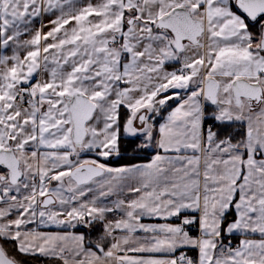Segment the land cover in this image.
<instances>
[{"label":"snow or ice","instance_id":"1","mask_svg":"<svg viewBox=\"0 0 264 264\" xmlns=\"http://www.w3.org/2000/svg\"><path fill=\"white\" fill-rule=\"evenodd\" d=\"M41 260L264 264V0H0V264Z\"/></svg>","mask_w":264,"mask_h":264},{"label":"trees","instance_id":"2","mask_svg":"<svg viewBox=\"0 0 264 264\" xmlns=\"http://www.w3.org/2000/svg\"><path fill=\"white\" fill-rule=\"evenodd\" d=\"M134 162H139V159H133L131 154H129L127 157H125L123 159L111 161V163L115 164V165L116 164H128V163H134ZM79 229H81L85 232V229L83 227H80ZM96 234H98V232H96ZM40 264H49V262L47 260H41Z\"/></svg>","mask_w":264,"mask_h":264},{"label":"crops","instance_id":"3","mask_svg":"<svg viewBox=\"0 0 264 264\" xmlns=\"http://www.w3.org/2000/svg\"><path fill=\"white\" fill-rule=\"evenodd\" d=\"M47 21V18H45V22ZM37 26H38V24H37ZM45 31H47V29H45ZM140 162V161H139ZM113 165H115V164H113ZM116 165H122V164H116ZM78 232H84L83 230H81V229H79L78 228V230H77ZM89 231H92V230H89Z\"/></svg>","mask_w":264,"mask_h":264},{"label":"rangeland","instance_id":"4","mask_svg":"<svg viewBox=\"0 0 264 264\" xmlns=\"http://www.w3.org/2000/svg\"><path fill=\"white\" fill-rule=\"evenodd\" d=\"M24 38H26V37H24ZM53 230H55V229H53ZM78 229H76V231H77Z\"/></svg>","mask_w":264,"mask_h":264}]
</instances>
